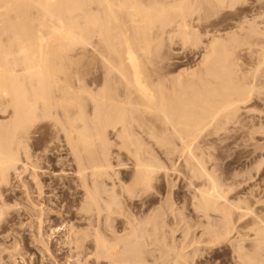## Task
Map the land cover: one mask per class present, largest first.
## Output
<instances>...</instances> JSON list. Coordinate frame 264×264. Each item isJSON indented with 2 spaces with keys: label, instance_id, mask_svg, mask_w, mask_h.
I'll return each instance as SVG.
<instances>
[{
  "label": "bare ground",
  "instance_id": "1",
  "mask_svg": "<svg viewBox=\"0 0 264 264\" xmlns=\"http://www.w3.org/2000/svg\"><path fill=\"white\" fill-rule=\"evenodd\" d=\"M167 1L168 3L165 0H154L153 3L152 0L151 3L150 0V4L145 0H0V112L7 114L6 120L4 118V121L0 120V220L10 213L11 207L8 208V206L10 201L13 202L12 199L16 198L11 193L5 195L7 191L5 187L13 181V174L21 177L26 173L27 177H32V181L29 182L22 180L26 189L25 195L26 193L31 195V192L38 193L36 199L40 201L43 193L49 192L45 191L50 187L45 181L49 172L42 167L43 160L53 159L50 153L54 148L59 149V146L50 148L52 139H45L43 130L52 128V131H55V134L51 131L52 134L56 135V139H62L63 146L71 155L70 165L75 168L76 179L84 189L82 190L84 198L81 199L79 203L81 206L77 211L67 210L64 213H58L63 217L66 228L60 245L69 250L67 260L73 259L69 264H104V262L157 264L161 260V264H176L180 259L186 260V255L189 253H186L184 249L186 254L181 255L179 251L185 248L184 245L180 248L179 245L176 246L177 243L175 245L169 241V244L168 236H165L167 234L164 233L165 235H159V237L156 234L159 233L156 232L157 230L166 227L160 223L159 213L150 214L152 210L150 212L147 210L150 215L146 213L148 216L147 218L144 216L145 220L134 218V213H131L132 215L128 213V217L126 216L124 221L121 220L124 222L121 230H116L113 216L126 210L125 206L122 208L123 193L134 199L152 189L153 181L160 168L174 173L178 170L177 167L184 166L190 168L195 179L212 180L213 173L209 169L211 167H208L212 159L209 148L212 144L217 146L220 143L217 140V144L216 142L211 144L212 139L209 136L211 134L216 136L221 133L219 132L221 130L227 131L226 127L229 124L235 126L237 123L239 125L244 123L239 117L245 114L241 115L240 112L241 116L238 115L241 108L239 102L244 99L247 101L252 85L241 87L237 79L230 77L233 75L236 77V71L241 68L234 69V66L239 63L237 64L233 54L226 52L224 63L219 60L221 53L219 48L224 46L225 42H229L225 39H231L234 34L225 39L215 36L209 44L206 43L208 45L205 46V53L198 66L192 68V72L179 71L177 75L175 74L176 76H171L174 70L172 63L168 62L169 60L164 61L166 59L162 53L165 42L172 44L180 35L186 41L194 32H198L193 23L195 20L201 21L205 16L202 11L206 7L211 9L222 7L237 0ZM256 1L260 4L264 3V0ZM260 4L257 5L261 9ZM252 26L254 28V25ZM253 31H255V37L252 53L255 68L251 81H253V93L259 98L264 95V90L262 91L264 89V30L255 26ZM196 35L199 36V34ZM196 35L194 34L195 37ZM203 44L205 45V42ZM160 57L164 58L162 59L164 62L159 60ZM168 57L170 56L166 58ZM227 63H229L228 69H226ZM219 67L222 68L221 72ZM224 69L229 71L227 75ZM224 76L230 78L224 81L222 79ZM233 85L236 86L233 87ZM261 100L264 102V99ZM255 105L254 112L261 113V109L257 104ZM249 110L246 113L249 114ZM256 117L259 116L256 115ZM245 118L244 116V120H247ZM257 118L256 121L259 120ZM256 121L253 120L255 124ZM249 124L250 122L247 125ZM256 126L262 127L259 123ZM258 128L254 127L255 130ZM224 134L227 135V132ZM212 137L215 141L218 139V137ZM257 138L258 136L255 139ZM156 145L161 150L159 158L160 154L158 156L154 154L159 151V149L155 151ZM259 146H262L261 143ZM40 149L44 155L37 153ZM47 151L49 154L46 153ZM262 151L264 149L260 150V153ZM162 157L167 166L161 161L162 165L157 163L160 158L163 159ZM118 167H131L129 181L119 178L121 172ZM21 169L23 172L20 171ZM50 176H52L51 173ZM108 180L112 181L111 186L107 184ZM216 181L208 182L212 184L214 192L205 189L200 195L196 194L199 196L197 208H201L205 212H202L204 215L210 210L216 211L224 207L219 198L223 197L225 191L222 190L223 195L219 194ZM205 185L208 184L205 182ZM219 188L222 189L221 186ZM57 203L60 205L58 201ZM232 206H230L232 209L236 208ZM232 209H230L231 214ZM43 215L45 212L42 209L38 215L39 238L37 240L46 244L48 241L44 240L45 235L42 231V224L45 221ZM20 216L21 218L27 216L30 219L34 217L28 210L23 211ZM144 217L141 218L144 219ZM14 219L13 214L8 221ZM260 222L257 218L254 221V225H258L255 232L258 238L260 237L259 245H256L258 250L264 248V229L259 226ZM220 223L218 219L212 224L216 227ZM218 230L214 229V234L216 232L218 234ZM60 231L61 229L57 228L54 233L59 234ZM174 231L172 233H176ZM15 241L18 244L20 240L15 238ZM172 242L175 243V240ZM141 243L145 244L143 247L164 243L166 248L176 252V256L172 258L171 253L174 252L171 251L157 256L155 249L152 251L154 259L149 260L147 257L144 258L147 253L143 255L144 257L137 254L138 251H143L137 250L142 247ZM158 250L161 252V248ZM253 251L256 253L255 250ZM257 254L260 255L259 252L256 256ZM240 255H244L251 262L250 264H253V254L252 258L246 253ZM10 256L12 257V254ZM39 257L48 259L44 255ZM255 262L257 263V260ZM185 263L189 264V262Z\"/></svg>",
  "mask_w": 264,
  "mask_h": 264
},
{
  "label": "rangeland",
  "instance_id": "2",
  "mask_svg": "<svg viewBox=\"0 0 264 264\" xmlns=\"http://www.w3.org/2000/svg\"><path fill=\"white\" fill-rule=\"evenodd\" d=\"M237 1H235L233 3H229L231 6L229 4H227L226 6H222V7H216V8L212 7V9H211V7L205 6L207 10L206 9L204 10V8H203V10L206 11V13L204 11H202L203 14H205V16L203 15L204 17H202L200 22L195 20L193 23V24H195L194 27H196L198 30V32L196 31V32H194V34L195 35L199 34V36L196 35V37H195L194 34H192V37L190 36L188 38V40L186 39V41H185V39L180 35V36H177L175 38V41H174L175 43L172 42V44H171L168 41L165 42L166 45H168V46H166L164 44V46L162 48L163 49L162 53L164 54L163 57L165 56L166 60H164V58H162V57L159 58V60H161V61H163V60L168 61L169 60L168 62L173 64V65L171 64L172 68L174 69L172 71L173 75H171V76H174L175 74L177 75L179 73V71L185 72V70H186V71L192 72V70L198 66L197 64H199V61L202 59L201 57H203V55L205 53V48L210 43V41L213 37L221 36V38L225 39V38L231 36L232 34H234V35H232L231 39L230 38L225 39V41L229 40V42L228 41L225 42V45L221 46L219 48V52H221L219 60H222L224 63V60H223V59H225L224 57L229 53L233 54V57H235L237 60V64L238 63L240 64V65L238 64L237 66H234L235 68L234 67L233 68L237 70V69H239V67H241L242 69L240 68L241 70L239 69L238 71L235 70L237 72L236 77H234L235 75L230 76V77L235 78L234 80L237 79L236 81H237V83L239 82L238 85L241 87L244 85H247V86L252 85L251 86L252 90L249 94L250 96L248 95L246 98L247 101L244 99L241 102H239V105L241 104L240 105L241 108L239 106L240 111H239L238 115L240 114V112H241V115L245 114L244 116L247 118L248 121L244 120V116L239 117V119L242 118L243 121L241 119L240 120L242 122H244L243 123L244 125L240 124L243 126L240 127L239 123H237L235 126H234V124L233 125L229 124L230 126L227 125V127H226L227 131L221 130V131H219L221 133L216 134V136H215V134H213V135L211 134L209 137H211L212 140L208 137L209 141L211 140L210 141L211 144L213 142H214V144H215V142L217 144V140H218V143H220V144H217V146L212 144V146L209 148V149H211L209 152L210 153L212 152L211 158L213 159V160L211 159V162H210L211 164H208V167H211L209 169H211L212 173H213V179L210 181L215 182L218 179L216 181V183H218V190L220 191L219 194L223 195L224 194L223 191H225L226 196L224 194L223 197L225 199H227V201H226L227 203L225 202V199L223 197H221V199L219 198L220 203L222 205L224 204L223 205L224 207H222V209L216 210L217 212L210 210L204 215L205 212L201 208H197V205L199 203V201H198L199 196H197L196 194L199 193L198 195H200L201 191L205 190V189L211 190L212 192H214V190H212V184H209L212 182H210L207 178H206V180H205V178H202V179L196 178L195 179V177L192 176V172H191L190 168H188V167L179 166V167H177L178 170L174 171V173L168 172L164 168H160L156 174V176H157L156 179L153 181L154 184L152 186V189H150L149 192L144 193V194H142V195H140L134 199L131 197H128L126 193H123L122 199H123L125 205L122 204L123 207H122V205H121V207L124 208V206H125V208H124V209H126V210H124L125 214L123 211H121L123 213L119 212L118 213L119 215L116 213L115 216H113L114 224L117 227V228L115 227L116 230H118V229L121 230L122 224L124 223L121 220L124 221L126 216L128 217V213L129 214L134 213L133 214L134 218H140L142 220H145L147 218L146 216H148L150 214H153L156 212L159 213L160 217H161L159 219V221L162 225L164 224L163 226L166 225V227H163L162 225L159 224L161 227H163V229L161 228V229H159L160 231L159 230L156 231L159 233H156V232L155 233L158 235V237H159V235L163 236L164 233L167 234V235L164 234L165 236L169 237V238L167 237V242L170 241L171 244H175V245L177 243L176 246L179 245L178 247H180V248H182L183 247L182 245H184L185 248L183 247V250L179 249L181 255L183 253L184 254L189 253L186 255L187 256L186 260H189V261H186L185 258H184V260L180 259V261L178 262L179 264H180V262H181V264H184L185 262H189V264H250L251 262L248 259H246L244 257V255H240L242 253L248 254L251 258L254 255L255 257L253 256V259H252L253 264L254 263L255 264H263L264 263V248L259 249V250H261V251H259L258 247H257L259 245L258 240L260 237L258 238L257 232H255V231H256L258 225H256L257 227L254 225V221L257 218L258 220H260L263 223L262 224L260 222L259 226L262 229H264V164H262V163H264V161H263L264 160V151H262L260 153V150L264 149V146H263L264 145V142H263L264 141V138H263L264 137V129H263L264 123L262 122V121H264V112H263L264 109L262 110V108H264V102H263V100H261V99H264V98H262V97H264V95L259 94V95H261V96H259V98L260 97L261 98L260 99L257 98V95L255 93H253V81H251V80H253L254 68H255L254 57H253V53H252L253 52V38L255 37V33H254L255 31H253V29L255 30V26H259V28L261 30H264V23H263L264 22L263 21L264 20V5H263L264 3L262 2V4H260L256 0H239L238 2ZM145 2L150 3V0L149 1L145 0ZM165 2L168 3L167 0H165ZM151 3H152V0H151ZM153 3H154V0H153ZM257 4H260L262 8L260 9V6ZM208 8H210L211 10ZM217 8H219V9H217ZM214 9H216L217 11L216 10L213 11ZM260 16H261V18H259ZM253 22L255 24H253ZM250 25L251 26L254 25V28H253V26L251 27ZM260 25H261V27H260ZM241 26H242V28H241ZM232 32H234V33H232ZM192 39H195V40H192ZM200 39L203 42H205V45L203 44V42ZM230 40L232 43L230 42ZM197 41H198V43H197ZM199 41H201V42H199ZM206 43H208V44L206 45ZM167 47H170V48H167ZM223 47H224V49H223ZM165 49H166V51H165ZM167 49H169V50L171 49V51H169ZM220 50H222V51H220ZM163 51H165V52H163ZM226 52H227V54H226ZM165 54H167V55H165ZM201 54H202V56H201ZM168 55L170 57L166 58ZM222 56H223V58H222ZM237 58H239V60ZM228 64L229 63H227L226 67L228 66ZM226 69H228V67ZM219 70L221 72L222 68L219 67ZM223 71L224 72L226 71L225 75H227L228 74L227 72H229L228 70H225V69ZM243 75H245V76H243ZM230 77L224 76L222 79L224 81H227ZM241 77H243V78H241ZM222 79H220V80L223 81ZM235 86L236 85H233V87H235ZM263 90L264 89H262V91ZM254 98L257 100H255ZM258 99H259V101H258ZM243 101H245L244 104L242 103ZM256 101L258 103H256ZM254 103L257 104L258 107L261 109V113H259L258 111H256L257 113L254 112L255 111L254 107L256 106ZM246 107H249L250 110H249V108H246ZM248 110L250 111V113H249L250 117H249V114L246 113V111L248 112ZM251 110H253V111L251 112ZM259 114L261 115L262 118L260 117ZM3 115H5V116H3ZM241 115H239V116H241ZM256 115L259 117L257 118ZM6 116H7V114L0 112V120L1 121L6 120L5 119ZM254 116H255V118H254ZM3 118H4V120H3ZM256 118L259 120L256 121ZM261 119H263V120L260 122ZM253 120L256 121L257 125L259 123V125H261L262 127L258 126L259 127L258 128L256 126L255 122H253ZM246 122H248V123L250 122L249 126L247 125L248 123H246ZM254 127L260 129L261 131L258 129L255 130ZM239 128H241V129L239 130ZM228 129H230V130H228ZM235 129H237V131ZM262 130H263V132H262ZM51 131H52V128L44 129L43 134H44V136H46L44 138L45 139L47 138V140L50 138L52 139V140H50L52 142L49 144L50 148L55 147V146H59V149L54 148L52 150V152L50 153V155L53 156V159H51L50 161H49V159L48 160L46 159L47 161L43 160L44 165H42V167L44 168L45 171L47 170V172H49V176L46 178L45 181L50 187V188L47 187L48 189L45 191H49V192L43 193L44 195H42L43 197L40 199V201L39 200L37 201V199H36L38 193H35V192L32 193L31 192V195L27 194V193L25 195L24 192L26 189H24L23 184L25 181L29 182L32 179L31 176L27 177L28 174H26V173H24L21 176L22 178L20 176L13 174L14 175V177L12 176L13 181L11 179L12 182H10V184L5 187V189L7 190L6 191L7 194L5 192V195H8L9 193H11L13 197H16L15 198L16 200L12 199L13 202L10 201V205L8 206V208L11 207L9 210V212H10L9 214L11 216H13V214H14L15 219L13 220L14 222L8 221L9 218L11 219V216L8 214L7 216L4 215V217L0 220V223H1L0 224V232H1L0 233L1 234L0 235V243L2 242L1 243L2 245L0 244V249H1L0 250V257L1 258L5 257V259H0V264H4V263L5 264H42L43 262H45L46 264H67V263L69 264V263H71L70 261H73V259L67 260L69 250L67 248H65L62 244L60 245V242L63 239L66 228L64 227L65 224H63V217H61L58 213H60V212L64 213V212H67V210H70L72 212L77 211L78 208L81 206V204L79 206V203H81L80 201H82L81 199L84 198L83 197L84 196V192H83L84 189L79 185V182L76 179V173H75L76 171L74 170L75 168L70 165L71 161H69L71 158L70 157L71 155H69L68 150L63 146L64 143L62 142V139L61 138H58L59 140L56 139L57 138L56 135H53V134H55V131L54 130H53L54 132L52 131L53 134ZM253 131H255L256 133ZM226 132H227V135L224 134ZM258 132H259V134H257ZM262 133H263V135H262ZM222 134H223V136H222ZM112 135H110V137L113 138ZM218 135L222 136V137L219 138ZM251 135H253V136H251ZM212 136H214L215 138L218 137V139H216V141H215V139H213ZM256 136H258L259 139L258 138L255 139ZM259 136H261V137H259ZM252 137H254V138H252ZM223 138H224V140H223ZM260 138H262V139H260ZM256 140H258V142H260L262 146H259L260 143H258ZM254 141H256L257 144H256V142L254 143ZM221 143H223V144H221ZM254 146L257 148V150ZM157 147L158 146L156 145L155 151L157 149H159ZM261 147H263V149ZM258 149H260V150L258 151ZM41 151H42L41 149L39 151L37 150V153L44 155V152L43 151L41 152ZM46 153L49 154L48 151ZM154 154L156 156H158V154H160V156H158V158L161 157V150L159 149V151L157 153H154ZM262 157H263V159H262ZM162 158L164 159V157H162ZM163 159L160 158V160H158L157 163L158 164L160 163L161 165L163 163H165L164 165H166L167 163L165 162V159L164 160ZM59 160H60V162H59ZM160 161L163 163H161ZM129 163H131V162H129ZM213 163L215 165H212ZM128 167H118V170L121 172V175L119 176V178L122 177L124 179V181H129V179H130L129 177H130L131 173L129 170H131V167L130 168H128ZM20 171H22V169ZM50 173L52 176H50ZM128 175H129V177H128ZM184 176H185V178H184ZM214 176H215V178H214ZM28 178H30V179H28ZM74 179H76L75 180L76 182L74 181ZM22 180H24V182ZM220 181L221 182L223 181V182L221 183ZM110 182H112V181L108 180L107 184H110V186H111ZM118 182H119V180L117 181V183ZM205 182L208 185H205ZM12 183H13V185H12ZM76 183H78V184H76ZM222 184H224V185H222ZM197 185H198V187H196ZM207 186H210V187H207ZM220 186L222 187V189L219 188ZM118 189H120V188L118 187ZM8 190H10V191H8ZM50 194H51V196H50ZM124 197H125V199H124ZM31 198H32V200H31ZM167 200H168V202H167ZM228 200H230L229 201L230 205L228 204ZM57 201L60 203V205L57 203ZM169 201H170V204H168ZM226 204L228 207L226 206ZM232 204L236 208L232 209L230 207V206H232ZM18 207H20V209H17ZM229 207H230V209L233 210L232 211L233 216H231L232 214L230 213L231 210L229 209ZM226 208L228 211L226 210ZM11 209H14V210H11ZM42 209L45 212V215H43V219H45V221L42 224V231L44 232L43 234L45 235L44 240L48 241V242H46V244L41 243L37 240L39 238L38 237L39 236V230H37L39 228L38 215L40 214ZM25 210H28L29 212H31L33 214V216H34L33 219L27 218V216H22V218H21L20 214L23 213V211H25ZM130 210H132V211H130ZM147 210L149 212L151 210L152 211L149 214V212ZM54 211L56 213L55 214L53 213L54 214L53 215L52 212H54ZM202 212H204V213H202ZM138 213L140 215H137L138 216L137 217L136 214H138ZM146 213H148V215H146ZM218 213H220V214H218ZM131 215H129V216H131ZM211 215H212V217H211ZM142 216L143 217L145 216L146 218L144 217V219H143V218H141ZM225 216H227V218ZM208 218H210V219H208ZM213 218H214V220H213ZM217 218L220 220L221 223L215 227L212 223L216 222V220H218ZM161 219H162V221H161ZM165 220H166V222H165ZM226 220H228V221H226ZM204 222H205L204 225L206 227L203 225ZM210 222H212V223H210ZM217 223H218V221H217ZM167 224H168V226H167ZM119 226H120V228H119ZM222 226H223V229H222ZM2 227H4V228H2ZM173 227H174V229H173ZM207 227H209V228H207ZM57 228L61 229L59 234L54 233ZM2 229L6 233H4V231H2ZM214 229H217V230L219 229L218 234H217V232L214 234V232H215ZM6 230H8V231H6ZM173 230H175L174 232H176V233H172ZM167 231L168 232L171 231V232L166 233ZM206 232H207V234H205ZM3 233L5 234L6 237L4 236ZM120 235H122V233H120ZM222 236H223V238H222ZM4 237H5V239H4ZM214 237H215V239H214ZM15 238L17 240L19 239L21 242L19 241L20 243L18 242V244H17L15 241ZM168 239L175 240V243L172 242V240H168ZM176 240H177V242H176ZM33 241H34V243H33ZM199 241H200V243H199ZM170 242H169V244H170ZM19 244H21V245H19ZM162 244L161 245L152 244V245H146V247H143L145 244L141 243L140 245H142V247L138 246L139 249H137V248L136 249L137 250L141 249L143 251H138L137 254L143 256L147 253V255H145V257L144 256L143 257L144 258L147 257V259L153 260L154 258L152 255V251H154L156 249L157 251H155V254L157 256H159L160 254H162L164 252H168V251L174 252L173 254L171 252H169V253H171L172 258L176 256V254H175L176 252L174 250H170V248L168 249L164 246V243H162ZM190 244H191V246H190ZM253 244H255V245H253ZM10 246L13 247V249ZM160 248H161V252H160V250H158ZM7 249H9L10 251ZM184 249H185L186 253L184 252ZM253 250H255L256 253L259 252L260 255L258 256V254H257V256H256V253H254ZM10 253L12 254V257L10 256L11 255ZM149 253H150V255H149ZM39 255H44V256H46L45 258H48V259H40ZM6 257H8V258H6ZM22 257H23V259H21ZM258 257H260V259ZM92 259H96V258H92ZM100 259H103V258H100ZM255 259L257 260V263L255 262L256 261ZM161 262H162V260L158 261L157 264H159V263L161 264ZM178 263H176V264H178ZM104 264H108V263L104 262Z\"/></svg>",
  "mask_w": 264,
  "mask_h": 264
}]
</instances>
